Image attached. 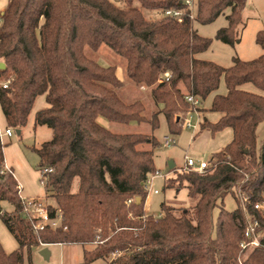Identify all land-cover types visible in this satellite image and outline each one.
I'll use <instances>...</instances> for the list:
<instances>
[{"label":"trees","instance_id":"16d2710c","mask_svg":"<svg viewBox=\"0 0 264 264\" xmlns=\"http://www.w3.org/2000/svg\"><path fill=\"white\" fill-rule=\"evenodd\" d=\"M246 1L195 0L191 11L184 0H8L0 15V61L6 64L0 69V107L6 129L21 128L36 98L44 97L46 107L34 121L48 125L52 138L31 149L41 171L52 169L44 175L45 197L55 201L47 214L59 213L61 220L57 227H33L0 138V218L18 246L6 252L0 244V264H24V250L50 243L82 246L81 264H264V235L248 251L240 247L246 216L264 230V213L254 208L264 203V139L256 131L264 124V95L245 88L250 83L264 90V29L255 35L261 55L234 58L224 67L198 57L212 39L194 27L229 10L215 37L234 43ZM168 8L181 9V19L165 15ZM103 45L124 58L134 85L150 88L157 109L148 113L141 100L121 99L116 65L103 66L91 56ZM187 94L199 102L209 97L204 110L219 112L215 122L204 117L200 129L215 134L229 128L233 135L203 171L181 170L166 179L164 188L184 187L194 203L162 202L157 218L144 207V180L156 170L160 145L153 131L162 115L168 132L179 134L193 107ZM99 117L147 122L151 133L113 132ZM228 195L234 210L224 208ZM2 201L12 210H2Z\"/></svg>","mask_w":264,"mask_h":264},{"label":"rangeland","instance_id":"374dc122","mask_svg":"<svg viewBox=\"0 0 264 264\" xmlns=\"http://www.w3.org/2000/svg\"><path fill=\"white\" fill-rule=\"evenodd\" d=\"M119 4L120 0H111ZM8 0H0V12L5 8ZM138 5V1H135ZM245 9L242 13V22L236 29L234 43L227 44L215 37V33L221 27H225V14L218 16L215 21L202 24L194 23V27L198 34L211 38L212 43L208 49L198 54V57L211 60L224 67H228L233 62L234 58L241 60L252 59L258 57L262 53V49L255 41L257 31L264 29V0H247ZM145 15L158 16L157 11L144 10ZM91 56L96 58L98 62L104 66L107 64H115L117 67V77L121 80L122 85L116 87L118 95L125 102H134L141 100L145 104V108L150 113L153 108V103L150 101L148 91L146 89L138 88L127 77L124 72V58L113 53L108 47L101 46ZM220 89L225 88L223 81L220 82ZM245 88L256 91L264 95V90L260 91L254 85L247 83ZM185 91V89H183ZM43 97L39 96L33 103V107L28 116L27 124L21 128H12L10 136L4 134L6 129V122L2 109L0 107V138L4 142L3 153L5 154V164L13 169L14 176L20 186V195L23 199L39 198V200L47 206L54 205L55 201L52 198L45 197V186L41 183V170L38 168V155L31 148L32 146L39 147L43 142L52 138V129L47 125L35 124L34 114L37 110L43 108ZM209 97L199 104V117H205L208 120L215 122L219 118V112H211L204 110V107L209 105ZM98 120L110 128L113 132L124 133H146L150 134V125L147 122H128L119 123L116 121H108L102 117ZM231 131L229 128L217 131L212 134L209 129L199 127L196 130L184 128L181 126L179 134H170L167 130L166 120L159 116V127H157L153 134L160 141V145L154 150L153 165L161 175L152 178V185L147 193L145 201V210L148 214L158 215L160 213V204L165 202L169 205L188 207L194 203V199L187 195L186 188L172 187L164 188V183L167 178L174 177L178 171H181L185 166V156H189L196 161L208 160L213 153L222 149L231 139ZM258 140L264 139V124L260 123L256 129ZM173 136L175 143L167 147L163 144L164 136ZM175 164L172 171L168 167V161ZM156 190L157 193H153ZM224 208L234 210L235 202L231 195L224 199ZM2 210L11 211L13 206L8 201H2ZM264 213V203L260 204V208ZM33 213V214H32ZM218 210L214 211V219L217 216ZM34 216V212L31 211ZM260 237L264 235V230L259 232ZM0 244L6 252H11L18 248L17 242L11 232L6 228L4 222L0 218ZM47 249L49 254L44 256L41 254L42 249ZM82 246L78 244H55L37 245L31 248L30 252L23 251L24 264H81L82 263ZM249 250V249H248ZM247 250V251H248ZM91 264H107L103 259Z\"/></svg>","mask_w":264,"mask_h":264},{"label":"built area","instance_id":"2783aa9c","mask_svg":"<svg viewBox=\"0 0 264 264\" xmlns=\"http://www.w3.org/2000/svg\"><path fill=\"white\" fill-rule=\"evenodd\" d=\"M185 5L191 9V11H194V5L195 0H184ZM182 10L181 9H169L164 12L165 15H171L173 17H176L178 20L181 19L182 16ZM1 20V19H0ZM170 73H165L164 78L168 79ZM10 79L3 81L2 86L6 87L9 83ZM188 102L192 104V109L186 112V114L182 117V127L192 129L193 131L196 130L199 127V124L201 122V117H199V112L197 108H199V100L198 98L194 97L193 95L187 94L185 98ZM4 134L7 136H10L11 130L5 129ZM175 143V138L171 136H164L163 138V144L164 146H171V144ZM185 166L182 168V170H194V171H203V169L207 168L210 165L209 159L203 160V161H196L193 158L189 156H185L184 161ZM52 169H43L42 176H41V183H44V175L48 173V171H51ZM161 175L158 170H155L153 173H150L145 178L144 187L148 193L149 188L152 185V178ZM20 187V186H19ZM153 193H157L156 190L153 191ZM23 199V198H22ZM128 202L131 201V199L127 200ZM25 207L24 211L26 215L29 216V218L32 221V225L35 229L41 230L45 226H51V227H57L60 224L61 220V214L58 213V215L55 218H50V216L47 214V206H45L44 203H42L39 198H29L24 199ZM255 209L260 208V204L254 205ZM31 211L34 212V216L31 214ZM155 217L162 216V212L158 213V215H154ZM246 229L244 232V241L240 243V247L244 250L251 249V247L257 246L260 242V235H259V224L256 219L250 218L249 216H246Z\"/></svg>","mask_w":264,"mask_h":264},{"label":"crops","instance_id":"0c3cea01","mask_svg":"<svg viewBox=\"0 0 264 264\" xmlns=\"http://www.w3.org/2000/svg\"><path fill=\"white\" fill-rule=\"evenodd\" d=\"M3 9L4 8H2V10H1V12H0V15H1V13H2V11H3ZM0 22H1V20H0ZM102 65V64H101ZM104 66V65H103ZM107 66V65H106ZM117 72V67H116V70H115V73ZM121 81V80H120ZM140 88H142V89H146L147 91H148V94H149V90H150V88H145V87H143V86H141ZM220 92H222V93H224L225 92V88H223L222 87V89H220ZM43 101H44V97H43ZM209 101H210V98H209ZM209 105H210V103H209ZM209 105L207 106V107H204L205 109H207L208 107H209ZM40 106H42L43 108L44 107H46V103H45V101H44V103L43 104H41ZM162 107V104H159L158 105V108H161ZM155 109H157V107L156 106H153V108H152V110H155ZM206 111V110H205ZM159 116H162V115H159ZM163 117V116H162ZM159 118V117H158ZM140 124V123H139ZM149 124V123H148ZM150 125V124H149ZM229 132H231V131H229ZM232 135H233V133L231 132V138H232ZM6 165V164H5ZM6 167H9V166H7L6 165ZM145 212H146V214H148V212L145 210Z\"/></svg>","mask_w":264,"mask_h":264},{"label":"water","instance_id":"95a60500","mask_svg":"<svg viewBox=\"0 0 264 264\" xmlns=\"http://www.w3.org/2000/svg\"><path fill=\"white\" fill-rule=\"evenodd\" d=\"M5 67H6L5 62L4 61H0V69H5ZM167 164H168V167H169L170 170H172V168L175 167V164H174L173 160L172 161H168ZM137 200L139 201L140 199L138 198ZM41 254L46 256V255L49 254V251L46 248L42 249L41 250Z\"/></svg>","mask_w":264,"mask_h":264}]
</instances>
